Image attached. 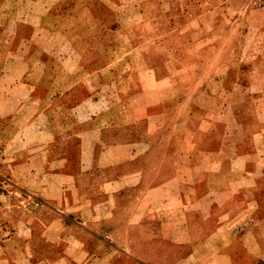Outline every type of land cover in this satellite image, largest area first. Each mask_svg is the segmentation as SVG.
Instances as JSON below:
<instances>
[{
  "label": "crops",
  "instance_id": "obj_1",
  "mask_svg": "<svg viewBox=\"0 0 264 264\" xmlns=\"http://www.w3.org/2000/svg\"><path fill=\"white\" fill-rule=\"evenodd\" d=\"M124 6L0 0V264H264V194L254 209L223 207L220 168L186 161L198 143H153L162 129L129 126L144 74L164 76L106 60Z\"/></svg>",
  "mask_w": 264,
  "mask_h": 264
},
{
  "label": "rangeland",
  "instance_id": "obj_2",
  "mask_svg": "<svg viewBox=\"0 0 264 264\" xmlns=\"http://www.w3.org/2000/svg\"><path fill=\"white\" fill-rule=\"evenodd\" d=\"M126 3L112 12L113 19L125 20L109 32L106 60L128 73L131 65L145 68L153 62L156 75L164 76L154 85L144 74V103L127 104L129 126L162 129V138H150L153 143H198L202 149L186 150V161L220 168L223 207L238 199L239 208L254 209L264 194V10L251 0ZM216 4L222 11L209 13ZM198 18L206 24L201 29L193 25ZM190 34L206 39L193 41ZM134 43H141L143 55H125ZM107 78L118 79L114 73ZM113 88L98 92L109 95L118 89ZM205 171L208 177L214 167ZM236 248L235 257L245 258Z\"/></svg>",
  "mask_w": 264,
  "mask_h": 264
},
{
  "label": "built area",
  "instance_id": "obj_3",
  "mask_svg": "<svg viewBox=\"0 0 264 264\" xmlns=\"http://www.w3.org/2000/svg\"><path fill=\"white\" fill-rule=\"evenodd\" d=\"M251 2L255 7L264 10V0H251ZM2 186H3V180L0 177V193L2 192Z\"/></svg>",
  "mask_w": 264,
  "mask_h": 264
}]
</instances>
